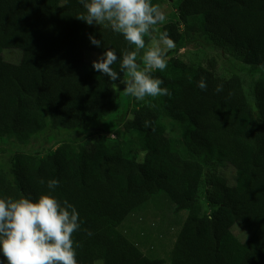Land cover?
I'll return each mask as SVG.
<instances>
[{
  "label": "trees",
  "instance_id": "obj_1",
  "mask_svg": "<svg viewBox=\"0 0 264 264\" xmlns=\"http://www.w3.org/2000/svg\"><path fill=\"white\" fill-rule=\"evenodd\" d=\"M192 3L179 5V22L162 25L158 37L167 32L175 44L199 37L264 67V0ZM85 14L80 0H0V137L25 144L47 119L75 129L117 110L120 82L92 69L87 51L104 48L91 45L89 36L117 53L112 68L118 72L119 58L134 46L103 25H87L79 19ZM8 49L21 52L20 62L5 60ZM152 75L171 95L133 107L125 124L129 139L114 146L99 134L44 155L16 152L8 172L0 161V198L36 199L48 193V180H58L52 195L73 205L81 221L72 236L77 264H164L119 228L134 209L165 192L176 212H188L171 264H264V77L255 82L251 102L240 76L218 78L179 58ZM201 78L206 91L197 86ZM227 166L234 184L220 171ZM238 223L249 234L244 241L232 231Z\"/></svg>",
  "mask_w": 264,
  "mask_h": 264
},
{
  "label": "clouds",
  "instance_id": "obj_2",
  "mask_svg": "<svg viewBox=\"0 0 264 264\" xmlns=\"http://www.w3.org/2000/svg\"><path fill=\"white\" fill-rule=\"evenodd\" d=\"M80 4L86 14L79 19L89 26L103 25L134 46L119 58L118 72L112 68L118 61L117 53L90 35L91 45L104 48L92 61V69L110 82L119 81L125 95L138 102L146 97L170 96L169 89L162 87L164 81L152 75L166 69L167 55L176 47L167 32L158 40L153 37L156 26L166 21L162 8L152 0H80ZM197 86L206 91V79L201 78ZM222 91L223 85L218 84L215 92ZM46 186L48 193L36 199L0 198V264H77L78 245L72 236L81 229L79 213L52 195L60 186L58 180H48Z\"/></svg>",
  "mask_w": 264,
  "mask_h": 264
},
{
  "label": "rangeland",
  "instance_id": "obj_3",
  "mask_svg": "<svg viewBox=\"0 0 264 264\" xmlns=\"http://www.w3.org/2000/svg\"><path fill=\"white\" fill-rule=\"evenodd\" d=\"M192 2L193 0H159V6L166 14V21L156 26L153 37L157 40L160 38L158 32L162 25L171 21L179 22L175 17L178 14L179 5L191 6ZM194 10L198 12L195 7ZM180 27L183 29V25ZM198 38L184 39L181 44H175L176 47L168 53L167 60L179 58L194 66H204L222 79L238 75L242 80L246 95L253 102V86L258 79L264 77V67L247 65L238 58L212 47L205 39ZM145 39L147 41L149 38ZM101 54L98 50L89 49L86 57L89 61H93ZM3 56L6 61L18 63L22 54L19 50L8 49L3 52ZM115 88L118 108L112 115L101 121L91 122L80 128L66 129L47 119L45 128L25 144H18L14 139L0 137V161L4 164L5 171L8 172L11 169L8 160L16 152L30 154L38 152L44 155L49 150L56 149L63 142H78L99 134L112 139L114 146L118 145V140L129 139L131 134L126 131L125 124L131 119L133 107L145 103L148 97L138 102L134 97L125 95L123 84L118 83ZM172 130H176V128L170 127V133L173 132ZM113 136H115L114 139ZM220 171L231 184L235 183L233 168L222 167ZM175 208L176 205L170 196L161 192L134 209L121 224L119 230L149 258L162 259L164 264H171L175 244L188 215L187 211L176 212ZM232 231L241 241L246 240L249 235L241 223L236 224Z\"/></svg>",
  "mask_w": 264,
  "mask_h": 264
}]
</instances>
